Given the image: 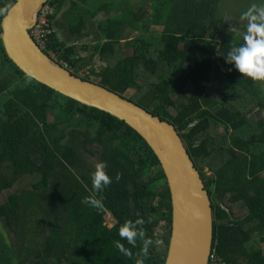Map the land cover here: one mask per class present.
I'll return each mask as SVG.
<instances>
[{"label":"trees","instance_id":"trees-1","mask_svg":"<svg viewBox=\"0 0 264 264\" xmlns=\"http://www.w3.org/2000/svg\"><path fill=\"white\" fill-rule=\"evenodd\" d=\"M14 2L0 0V22ZM48 5L46 53L75 77L175 127L208 192L217 264H264L254 246L264 243V81L242 77L227 61L243 40L216 34L224 0H156L151 16L144 7L130 13L123 38L116 36L122 19L110 20L113 31L97 29L93 45L83 42L89 15L69 18L66 38L55 30L57 14L78 9L77 1ZM101 161L112 183L96 194L103 202L97 210L81 201L92 195L89 173ZM7 191L0 200V264L165 263L170 195L152 150L124 122L26 77L0 39V197ZM138 217L153 241L147 257H138L142 240L132 246L118 236L125 220Z\"/></svg>","mask_w":264,"mask_h":264},{"label":"water","instance_id":"water-1","mask_svg":"<svg viewBox=\"0 0 264 264\" xmlns=\"http://www.w3.org/2000/svg\"><path fill=\"white\" fill-rule=\"evenodd\" d=\"M0 22L7 58L26 76L133 129L149 146L170 195L171 232L164 264H208L213 243L212 206L198 170L175 127L142 107L72 75L34 42L30 30L49 0H14Z\"/></svg>","mask_w":264,"mask_h":264},{"label":"clouds","instance_id":"clouds-1","mask_svg":"<svg viewBox=\"0 0 264 264\" xmlns=\"http://www.w3.org/2000/svg\"><path fill=\"white\" fill-rule=\"evenodd\" d=\"M241 17L247 20L246 31L242 35L243 43L228 51L226 54L227 61L233 64L235 70L242 77H247L254 81H264V5L259 8L253 5L243 12ZM89 177L92 195L84 197L81 203L88 207L102 210V198H97L96 194L102 192L112 183V178L107 174L102 161L95 164L94 170L89 173ZM119 178V175L115 177L116 180H119ZM143 224L144 220L138 217L134 221L125 220L118 228V236L121 240H126L128 244L135 246L138 239L142 240V247L138 257H147L149 245L153 244L150 238H146L145 232L141 227ZM115 246L124 255H131L130 250L125 248L120 241H116ZM135 264H144V259L137 258Z\"/></svg>","mask_w":264,"mask_h":264},{"label":"crops","instance_id":"crops-1","mask_svg":"<svg viewBox=\"0 0 264 264\" xmlns=\"http://www.w3.org/2000/svg\"><path fill=\"white\" fill-rule=\"evenodd\" d=\"M77 1L79 3V8L74 9L70 6H66L57 14V20L55 24V30L59 34V36H63V38L67 37V29L65 30V25H69V18L77 19L81 17V15H89L88 18L90 26L89 33L94 36L96 40V35L99 37L98 30L100 27L108 26L109 31H113V27L109 24L110 20H118L122 19V23L120 29L117 32V37H122V32H126L128 30V26L126 20L130 19L132 16L123 13V10L127 12H136V11H144L147 10V13L151 16L156 9L155 4L156 0H123L120 4H116L114 0H73V2ZM128 4H133L129 5ZM87 10V11H86ZM69 14V12H71ZM100 20V21H99ZM103 21V23H101ZM105 22V23H104ZM135 31V30H131ZM136 33V32H135ZM124 37V36H123ZM122 37V38H123ZM126 37V36H125ZM94 40V39H93Z\"/></svg>","mask_w":264,"mask_h":264},{"label":"rangeland","instance_id":"rangeland-1","mask_svg":"<svg viewBox=\"0 0 264 264\" xmlns=\"http://www.w3.org/2000/svg\"><path fill=\"white\" fill-rule=\"evenodd\" d=\"M122 1L123 0H114V2L116 4H120ZM222 2H223V0H220L221 4H222ZM224 2L226 3V5L224 6V8L221 9L222 14L219 15L220 18L223 20V24L217 26L216 34L221 35V34L226 33V32L227 33H234L232 36V39H234L235 41L240 40L242 38V35L246 31V26H247V20L243 19L241 17L242 13L247 11V9L251 8L253 5H255L257 8L261 7L262 5H264V0H224ZM129 5L133 6V4H128L127 7ZM231 11H233V14L229 13ZM123 13L130 15L131 12H127V11L123 10ZM235 16H236V19H235ZM101 23H103V21ZM235 23H236V25H235ZM157 30H162V29H161V27H155V31H157ZM136 33H138V32H136ZM240 33H242V34H240ZM94 36L90 35L88 37V39H85L83 42H87L89 40V41H91V43L93 45L94 40H95ZM61 38H63V36H61ZM55 56H56V54H55ZM56 60L58 62L59 61L63 62L62 60H59L57 58V56H56ZM93 63H94L96 68H100V64H99L100 62H99L97 56L95 57ZM91 79L94 81H97L95 78H91ZM263 90H264V87H263ZM130 94H131V92H127L125 95H126V97H128ZM20 187H21L20 185H17L14 187L13 190L17 191ZM8 193H9L8 191L5 192L3 194V196L0 197V200L2 198H4ZM105 218H106V220H105L106 225H108L109 227H112L115 224V221L113 220L111 215L108 214ZM157 231H158L159 235H162L164 230L162 231V229H161V230H157ZM5 238L8 239L9 241H11L12 235L10 236V233H7V234H5ZM254 246L257 248H260L261 252L264 254V243L260 244V243L256 242V245H254Z\"/></svg>","mask_w":264,"mask_h":264},{"label":"built area","instance_id":"built-area-1","mask_svg":"<svg viewBox=\"0 0 264 264\" xmlns=\"http://www.w3.org/2000/svg\"><path fill=\"white\" fill-rule=\"evenodd\" d=\"M53 13V9L48 3H46L39 11L34 27L30 30V35L36 45L42 50L46 51L47 36L52 33L50 29V16ZM47 55L55 62L59 63L65 69L70 70L69 66L63 61H57L53 52L47 53ZM208 264H217V256L214 249L211 250L209 255ZM223 264V263H221Z\"/></svg>","mask_w":264,"mask_h":264}]
</instances>
